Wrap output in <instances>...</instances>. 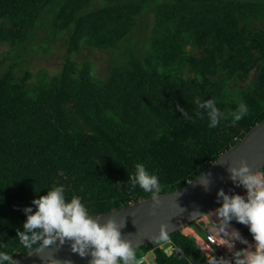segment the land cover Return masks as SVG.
<instances>
[{
    "label": "trees",
    "instance_id": "1",
    "mask_svg": "<svg viewBox=\"0 0 264 264\" xmlns=\"http://www.w3.org/2000/svg\"><path fill=\"white\" fill-rule=\"evenodd\" d=\"M5 44L0 251L16 261L32 251L18 238L23 209L52 188L92 216L120 209L150 198L129 183L136 164L158 176L160 194L182 188L264 120V0H0ZM57 50V73L30 69L31 54ZM86 53L105 60L102 77L94 60L75 59ZM196 97L216 101L218 127ZM241 103L248 113L233 123ZM169 239L172 255L152 242L138 259L154 250L158 264H207L194 238Z\"/></svg>",
    "mask_w": 264,
    "mask_h": 264
},
{
    "label": "clouds",
    "instance_id": "2",
    "mask_svg": "<svg viewBox=\"0 0 264 264\" xmlns=\"http://www.w3.org/2000/svg\"><path fill=\"white\" fill-rule=\"evenodd\" d=\"M194 103L198 108L206 110L203 114L207 115L209 128L218 127L220 121L225 118L214 99L201 100L196 97ZM177 107L179 108V105ZM180 111L185 119H193L183 108H180ZM247 113V105H238L232 113L233 123L243 119ZM201 117L202 114H198V118ZM229 172L233 183L246 189L247 194L228 195L223 190L217 193L218 199L222 200L221 206L215 211L220 220L218 235L221 245H225L232 256L231 259H217L211 256L207 264H264V172L253 171L243 160L239 161L238 166L230 167ZM129 183L132 188L139 187L150 194L154 203L159 202V178L149 173L143 164L135 165V172L129 176ZM32 204L35 211L33 207L23 209L27 218L23 224L24 231L18 232L23 248L33 250L34 246H38L40 249L51 245L57 239L61 244L69 240L72 242L73 253L80 257L91 255L90 264H141L131 243L122 239L120 226L116 221L109 219L103 224L99 223L90 215L79 197L66 199L63 185L47 191L46 195L34 199ZM233 220L247 226L253 244L249 245L239 231H227L229 223ZM234 241H239L246 247L232 251L235 247ZM153 243L162 251L170 243L164 226H161ZM0 264H17V261L8 252L0 251Z\"/></svg>",
    "mask_w": 264,
    "mask_h": 264
},
{
    "label": "water",
    "instance_id": "3",
    "mask_svg": "<svg viewBox=\"0 0 264 264\" xmlns=\"http://www.w3.org/2000/svg\"><path fill=\"white\" fill-rule=\"evenodd\" d=\"M246 161L253 171L264 168V120L256 124L237 144L213 161L196 178L182 188L162 193L159 202L150 198L132 202L126 207L92 217L103 224L112 219L120 226L122 239L134 250L153 242L164 226L167 234L184 231L221 206L217 193L238 194L244 188L233 183L229 168ZM71 241L59 239L51 245L36 248L17 260V264H90L91 255L80 257L71 250ZM173 246L165 252L172 255ZM141 263L158 264L154 250L139 258Z\"/></svg>",
    "mask_w": 264,
    "mask_h": 264
},
{
    "label": "built area",
    "instance_id": "4",
    "mask_svg": "<svg viewBox=\"0 0 264 264\" xmlns=\"http://www.w3.org/2000/svg\"><path fill=\"white\" fill-rule=\"evenodd\" d=\"M211 222L213 223L214 227L210 226ZM197 225L200 228V230L205 232V238L200 237L197 231L193 229H192V233H188V235L195 239L196 244L199 250L201 251V253H203L208 258H210L211 256H214L217 259L221 257L226 258V259H231L232 253L229 251V249L225 245H221V238L218 235L220 220L214 217L213 219H210L208 222L204 223L202 228H201V224H198V222H197ZM245 228H247V226L243 224L239 225L235 220H233L229 223L227 227V231L229 232L233 230L239 231L240 235L249 242V245H251L253 244L252 236L247 235L244 232ZM233 243L235 247L232 251H237V250H240L241 248L246 247L244 244L240 243L239 241H234Z\"/></svg>",
    "mask_w": 264,
    "mask_h": 264
},
{
    "label": "rangeland",
    "instance_id": "5",
    "mask_svg": "<svg viewBox=\"0 0 264 264\" xmlns=\"http://www.w3.org/2000/svg\"><path fill=\"white\" fill-rule=\"evenodd\" d=\"M8 49V46L5 44L3 46L0 47V51L1 53H6V50ZM61 51L57 50V52L46 56V57H37L34 54H31L27 60L30 69L37 74L38 72L45 70L47 71L50 75H53L55 73H57L61 66H62V59L60 58L61 55ZM99 53H93V54H84V56H75V59H77L79 62L83 59V58H89L91 60H94L95 62V68H94V73L96 76L98 77H102V73H106V71L103 70V67L105 66V60H100V58H98ZM239 195H244L246 196V191L245 189L241 190V193H238ZM215 210H213L209 215H207L206 217L202 218V221H198V224H201V228L203 226L204 223L208 222L210 219H213L214 217H216L218 219V217L215 215ZM211 227L213 226V223H210ZM195 230L193 227L190 228H186L184 229V233H192V229ZM198 233V232H197ZM200 235V237L205 238V232H201L198 233Z\"/></svg>",
    "mask_w": 264,
    "mask_h": 264
},
{
    "label": "bare ground",
    "instance_id": "6",
    "mask_svg": "<svg viewBox=\"0 0 264 264\" xmlns=\"http://www.w3.org/2000/svg\"><path fill=\"white\" fill-rule=\"evenodd\" d=\"M219 219V218H218Z\"/></svg>",
    "mask_w": 264,
    "mask_h": 264
}]
</instances>
